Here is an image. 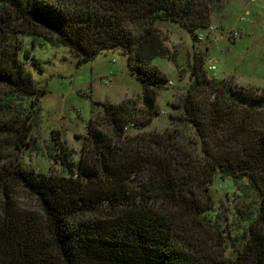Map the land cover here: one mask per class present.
<instances>
[{
    "label": "trees",
    "instance_id": "trees-1",
    "mask_svg": "<svg viewBox=\"0 0 264 264\" xmlns=\"http://www.w3.org/2000/svg\"><path fill=\"white\" fill-rule=\"evenodd\" d=\"M214 4L0 0V264H264L263 89L236 88L233 76L207 78L194 54L193 84L170 102V125L126 131L160 113L157 95L169 81L151 64L166 51L156 23L197 38ZM27 35L33 46L67 47L79 61L121 46L142 86V107L134 98L95 102L102 108L91 112L77 161L56 142L65 174L26 168L19 157L34 147L45 91L25 67L32 57L41 68L24 49ZM216 175L256 198L241 210V229L228 231L233 258L223 255L222 233L207 215Z\"/></svg>",
    "mask_w": 264,
    "mask_h": 264
},
{
    "label": "rangeland",
    "instance_id": "rangeland-1",
    "mask_svg": "<svg viewBox=\"0 0 264 264\" xmlns=\"http://www.w3.org/2000/svg\"><path fill=\"white\" fill-rule=\"evenodd\" d=\"M156 26L166 51L163 56L151 59V64H155L169 81L157 95L160 113L142 129H126L128 133L161 132L170 125V102H178L193 84L194 54L204 58L202 67L207 78L233 76L236 88L264 90V0H215L211 24L207 30L197 31L199 38H194L185 27L167 20L158 21ZM23 46L40 63L41 68L32 57L26 58L25 67L31 73L33 84L45 91L39 97L40 123L32 131L34 147L22 150L19 157L26 168L65 174L55 156L59 148L56 142L65 141L67 150L74 152L73 159L77 161L91 112L102 108L95 102L118 104L134 98L142 107V86L131 72L121 46L102 49L86 61H79L65 46L54 47L49 43L33 46L30 35L24 37ZM175 111L182 112L181 109ZM241 187L231 178L219 175L210 185L214 206L207 215L222 233L223 255L231 258L235 257V252L227 237L231 235L228 231L232 227L241 229L244 224L241 210H246L248 202L256 199L252 193H249L252 198L245 196ZM25 202L35 206L28 200Z\"/></svg>",
    "mask_w": 264,
    "mask_h": 264
},
{
    "label": "built area",
    "instance_id": "built-area-1",
    "mask_svg": "<svg viewBox=\"0 0 264 264\" xmlns=\"http://www.w3.org/2000/svg\"><path fill=\"white\" fill-rule=\"evenodd\" d=\"M215 67L211 66V69H214ZM215 76V75H214Z\"/></svg>",
    "mask_w": 264,
    "mask_h": 264
},
{
    "label": "crops",
    "instance_id": "crops-1",
    "mask_svg": "<svg viewBox=\"0 0 264 264\" xmlns=\"http://www.w3.org/2000/svg\"><path fill=\"white\" fill-rule=\"evenodd\" d=\"M221 78H226V76L223 75Z\"/></svg>",
    "mask_w": 264,
    "mask_h": 264
},
{
    "label": "water",
    "instance_id": "water-1",
    "mask_svg": "<svg viewBox=\"0 0 264 264\" xmlns=\"http://www.w3.org/2000/svg\"><path fill=\"white\" fill-rule=\"evenodd\" d=\"M245 180L247 181V178L245 177Z\"/></svg>",
    "mask_w": 264,
    "mask_h": 264
}]
</instances>
